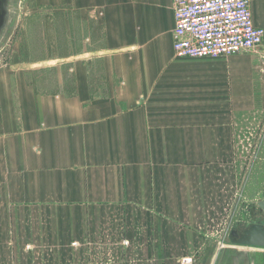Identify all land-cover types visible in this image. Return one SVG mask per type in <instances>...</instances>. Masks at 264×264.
<instances>
[{
  "label": "crops",
  "instance_id": "obj_1",
  "mask_svg": "<svg viewBox=\"0 0 264 264\" xmlns=\"http://www.w3.org/2000/svg\"><path fill=\"white\" fill-rule=\"evenodd\" d=\"M35 2L41 50L0 68V264H264L235 143L264 54L177 59L173 0Z\"/></svg>",
  "mask_w": 264,
  "mask_h": 264
},
{
  "label": "built area",
  "instance_id": "obj_2",
  "mask_svg": "<svg viewBox=\"0 0 264 264\" xmlns=\"http://www.w3.org/2000/svg\"><path fill=\"white\" fill-rule=\"evenodd\" d=\"M252 3L253 0H173L175 57L217 59L257 51L263 46L264 30L255 25ZM182 264L193 262L184 259Z\"/></svg>",
  "mask_w": 264,
  "mask_h": 264
},
{
  "label": "rangeland",
  "instance_id": "obj_3",
  "mask_svg": "<svg viewBox=\"0 0 264 264\" xmlns=\"http://www.w3.org/2000/svg\"><path fill=\"white\" fill-rule=\"evenodd\" d=\"M8 1L0 0V28L3 29L0 37V68L6 71L11 65L32 59V53L27 52V41L32 36H35L34 41L39 42L37 49L41 50L39 36L47 28L43 20L44 15L49 13L38 7L35 0H10L9 3ZM262 57L264 66V56ZM260 110L263 113L243 116L235 133L242 185L249 192L248 203L253 205L259 219L264 217V212L259 207L264 201V102ZM11 248L13 246H5L8 253L14 251ZM3 264L19 263L12 259Z\"/></svg>",
  "mask_w": 264,
  "mask_h": 264
},
{
  "label": "water",
  "instance_id": "obj_4",
  "mask_svg": "<svg viewBox=\"0 0 264 264\" xmlns=\"http://www.w3.org/2000/svg\"><path fill=\"white\" fill-rule=\"evenodd\" d=\"M10 0L8 1V3ZM9 21V18H7V22ZM2 27L0 28V37L2 35ZM257 51H260L264 54V47H260L257 49ZM259 207L264 212V201L259 204ZM247 239L243 242V244L258 248H264V228L261 223H257L254 225V227L247 232Z\"/></svg>",
  "mask_w": 264,
  "mask_h": 264
}]
</instances>
